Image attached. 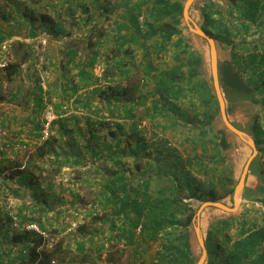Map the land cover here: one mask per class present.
<instances>
[{
  "label": "trees",
  "instance_id": "16d2710c",
  "mask_svg": "<svg viewBox=\"0 0 264 264\" xmlns=\"http://www.w3.org/2000/svg\"><path fill=\"white\" fill-rule=\"evenodd\" d=\"M27 1L36 5L40 2V0ZM72 2H78V0H60V5L69 6ZM198 2H201L197 11L200 28L213 38L217 45L221 44L231 46L233 49L236 48L235 52L231 53L232 58L224 60L218 66L222 92L225 99L228 96L240 97L244 101L252 100L254 103L259 104L263 122L260 124L254 121L255 119L252 121L251 137L255 140L257 147H263L259 150V154H264V0H225L226 14L217 7L216 0H195L192 6ZM98 3V0H94L96 9H102L99 16L107 20L109 15L108 5L104 3L100 6ZM76 4L84 7L82 3L78 2ZM51 7H53L54 13L58 15L56 6L51 5ZM148 9L150 10L146 16L141 12L140 4L128 6L127 19L129 26L123 27V30H130V36L134 44L153 38L161 39L156 45H146L145 49L147 53L150 49H155L157 54H168L171 50L174 61L173 66L159 72L156 69V72L153 73L155 67L149 61H146L144 55L146 64L142 71L138 72L140 67L131 61L136 72L130 75L127 71L125 77L124 75L120 76V79L129 81L127 88L120 87L119 84L111 87L108 83L104 85L103 89L93 87L91 94L97 95L96 101L99 104L91 108L92 100L91 94H89L81 108L90 116H84L86 134L88 135L85 141V149L89 150L90 156L97 159L107 152V157L102 158H108L107 160L110 162L114 160V164L119 165L122 162L120 159L126 156L133 158V164L137 169L141 165L147 166V169H154L157 182L151 190L152 183L149 179L138 178L134 181L131 178V182L128 183L123 171L115 172L112 174L113 179L109 180L110 183L104 191V195L109 192L110 196L106 197L104 202L98 204L94 202L93 208L103 207L109 209L112 215L123 217L120 224H118L117 219L110 217L104 220L107 223L106 229L110 233V235H106V241H116L115 230H118L117 237H119V241L124 240V244L132 249L133 261H141L143 254L146 253V248L158 243L160 249L157 251L156 257L161 264H196L201 249L195 243L193 236V216L202 203L220 200L213 191H210L211 188L206 191L200 187L196 175L205 177V182H208V177L211 178L210 173L214 170L212 166L208 167L209 164L216 159L226 161L223 152L232 149L233 146L228 143L223 132L215 133L212 130L214 114L218 108L217 102L208 82L203 78L201 55L189 40L190 36L198 39L200 37L192 33L183 35L175 27L180 24L182 18V1L174 0L170 3V1L159 0L155 1V4L153 3ZM67 14L70 16L73 14L70 7L67 9ZM142 14L145 16L143 30H141L137 20ZM20 15L25 22H33L35 18V16L30 18V15L22 12ZM89 18L90 16L85 17V20L88 21ZM37 19L41 22L42 31L45 30L53 36L65 33V29H61L59 26L60 23L63 24L62 21H57V24L53 23V19L44 14L39 15ZM43 23L48 24L49 29L47 26L43 27ZM71 24L73 23L71 22ZM85 26L87 27V25ZM252 27H255L253 31L258 34L259 40L248 41L246 38H241L237 42L233 41L234 30L242 28L243 35L247 37V34L249 36L252 34L249 32ZM87 28L90 29L89 37L92 34L98 37L103 36L101 28L97 29L94 26V33L91 27ZM31 30L34 31L35 28L32 27ZM118 30L120 31L122 28ZM173 38L176 39L172 41ZM4 39V37H0V42ZM84 47L89 50L91 41L88 40ZM238 49L242 50L243 54L237 55L236 51ZM93 62L90 59L85 60L84 68L92 67ZM17 68H19V64L16 63L8 65L5 70L14 72ZM185 68H187V72H184ZM245 70H250L254 75L250 82H247L242 74ZM91 77L92 75L87 74V72L80 75V79L84 80L85 86L90 85L89 80ZM99 78V82L102 84L106 83L109 78H113V76L104 70ZM148 78L155 79L156 88L152 96H158V99L153 102L152 110L144 109V114L149 117L150 122L156 123L152 129L159 131L162 135L165 134L166 127L164 123H160L159 118L155 115V113L159 114L161 110L165 112L163 113L165 118H172L174 122L177 121L175 115H181L182 118H179L194 124L191 129L194 126L197 127L200 142H203L207 135L211 136L208 139V142L212 145L211 155H206L203 151L200 156L196 154L191 157L192 153L185 148V157H183L176 147H167L164 143L158 141L150 142V144L145 141L143 131L138 130L136 125L138 124L140 107L146 102V98L139 91V86L144 84V81ZM187 97H190L191 105L194 101H197L199 103L198 109L203 110L200 113L202 116L200 121L196 117L189 119V115H185L175 105L177 101ZM256 97L258 101L254 99ZM110 99L112 100L110 101ZM150 112H153V114ZM92 116H94V120H90ZM108 119L122 121L123 123L128 122L130 132L127 133L119 123H108ZM54 122L56 123V120ZM106 125L107 127L114 125L117 131L108 129L107 134H97V128L102 129ZM229 133L235 136L230 131ZM122 134H127L126 136L130 138L125 136L124 139H121L119 135ZM50 136L43 141L38 149L36 155L38 160L46 154L43 149L45 143L48 145L47 151L54 145L56 140L49 141ZM38 137H40V134ZM69 139L65 141V144L74 145V142L70 143ZM93 139L94 142L91 143ZM129 139L134 142L133 145ZM238 143L243 147H247L240 140H238ZM148 150H153L152 157H150L151 152ZM52 154L54 164L57 166L62 164L60 154L55 151ZM61 155L71 164L81 162L80 155L76 150H68V152ZM64 163L69 164V162ZM38 166V163L34 162L31 170L40 172L41 168ZM258 173L261 176L263 175L262 179L264 181V170L261 169ZM31 176L32 172L29 170L25 173V176H20V181L28 184ZM8 180H12V177H8ZM209 184L212 186L211 183ZM39 188V186L33 185L27 187V189L32 190V193L39 192ZM259 200L257 199V201ZM37 205V211L44 212L47 208V198L45 197ZM213 209L217 208L207 207L204 209L201 213V219H204L208 213L209 215L212 214ZM57 210L60 212L59 209ZM37 211L35 210L33 215ZM222 213H225L222 218L213 217L209 222L211 228L204 238L207 257L203 264L264 263V229L253 224L247 226V222L242 221L237 212ZM33 219L32 216L29 220L26 215L22 216V221L34 222ZM91 219L95 220L96 215H91ZM235 225L237 226L236 234H229L228 231ZM139 226L140 233L136 237L135 231ZM40 228L43 229L42 226ZM96 232L94 230L85 232V229H82L73 241L64 242L61 239L49 244L36 233L12 230L9 215L7 213L1 215L0 212V264H87L91 258L90 254L99 253L103 248V246L92 247L91 243ZM100 234L102 237L105 233L101 231ZM6 244L8 247L3 249ZM261 247L262 252L256 260H253L252 257L257 255L258 248Z\"/></svg>",
  "mask_w": 264,
  "mask_h": 264
},
{
  "label": "crops",
  "instance_id": "0c3cea01",
  "mask_svg": "<svg viewBox=\"0 0 264 264\" xmlns=\"http://www.w3.org/2000/svg\"><path fill=\"white\" fill-rule=\"evenodd\" d=\"M155 1L159 0H111L110 3H108V19L105 21L103 28H101V30H103L102 37L95 36V34L89 37V35L77 33V30V32L71 31L70 33L64 30L65 33L58 34V36H53L44 30V34L40 35L37 34L36 30H31L35 22H28L29 24H33H31L32 26L28 25L27 35L23 37L19 35L12 36L15 38V42L21 50H15L14 53L15 57L18 59L14 64H19V68L14 72L6 71L3 67L4 65H0L2 68L0 69V128L6 133L5 137H0V150L9 153V155L7 153L0 154V175H4V172L11 169L13 171L8 173V177H12V180L19 185L24 187L31 185L40 187V191L36 193H32V190L29 189L30 195L28 198L31 200L30 203L33 204L29 207L31 208V214L35 212L34 205L41 203L45 197L47 198V206H50L51 202L63 203L61 197L63 194H60V191L57 190L60 189L59 184L61 178L57 183H55L56 180L54 179L45 177L40 179L37 175L35 176V170H31L28 166L25 167V162L23 164L22 161L21 163L15 161V157L12 154L15 149L11 148L13 140L16 139H23L28 142V145L32 143L36 144L35 140L38 139L40 134V123L39 121H35V111L38 110L39 114H42L47 106L53 108L58 120L56 119V123L54 122L49 139V141H53V139L56 140L54 145H52L49 151H47L48 145L46 143L43 147L46 153V159L42 165L38 166L41 168L40 172L42 171L41 174L43 176H46V174L54 176V173L58 174L60 169L77 170L75 173L77 177L70 179L69 186L73 188L78 185L90 186L94 191L92 203L95 202L97 204L104 202L105 198L110 196L109 192L104 195V191L110 183L109 180L113 179L112 174L115 172L123 171L124 177L128 179V183L131 182V178H133L134 181L138 178L146 180L156 179L154 169H147L148 167L145 165H141L140 168L137 169L133 164V158H129L126 155L125 158L120 159V161H122L120 165L117 163L114 164V160L110 162L107 160L108 158H102L107 157V152L97 159L90 156L89 150L85 149V141L88 135L86 134L84 116H88V113L81 108L86 97L91 94L93 87H100L103 89L104 85L108 83L111 87L119 84L120 87L127 88L129 86V81L120 79V76L124 75L125 77L127 71L130 75H132L133 72L135 73L136 70L133 66L134 62L140 67L138 72L145 68L146 61H149L151 65L155 67L153 73L156 72V69L159 72L162 69H168L173 66L174 61L172 59L171 50L168 54H157L155 49H150L148 53L145 49L146 45H156L161 39L153 38L145 40V42L142 41L134 44L130 36V30H123V27L129 26V21L127 19L128 6L140 4L141 12L147 16L150 10L148 7H151L153 3L155 4ZM166 1L172 3L174 0ZM101 10L102 9H98L97 12ZM37 22L39 23L40 21L37 20ZM55 23L57 24V22ZM65 24L66 23H63L61 25L60 23V28L65 29L67 27ZM46 26L49 29L50 26L43 23V27ZM77 26L78 23L76 27ZM94 26L100 29L101 25L96 22L89 25L92 30ZM119 28H122V30L119 31ZM92 32L94 33V30ZM175 39L176 38H173L172 41ZM88 40L91 41V48L89 50L84 47ZM144 55L146 56V61L144 60ZM22 56H24V58H22ZM130 57L133 58L131 59ZM88 59L94 61L93 65L90 68H84L85 60ZM131 61H133V63H131ZM104 70L107 73H111L113 78H109L106 83L104 82L101 84L99 82V77ZM85 71L87 74L92 75L89 80V86H85L84 80L80 79V75L85 74ZM155 88L156 81L154 78L146 79L144 84L139 86L140 93L146 98V102L140 109L145 108L146 110H152L153 102L158 99V96H152ZM93 96L94 95L91 94V108L99 104L96 101L97 99L93 100ZM189 98L190 97L181 99L175 103L185 115L188 113L186 111L190 112V110L186 108L188 104L186 101H189ZM111 100L112 99H110V101ZM228 108L227 104V115L230 117ZM150 113L153 114V112ZM163 113H165L163 110H161L159 114L155 113L160 123H162L163 120H168ZM195 113L192 114L193 117H196ZM176 116L181 117V115ZM90 120H94V116H92ZM60 125L64 126L61 127ZM72 129L74 130L71 131ZM239 129L242 130L243 128ZM121 136L122 135H119L121 139H124V137L122 138ZM69 137L71 138L69 139ZM67 139H69L70 143L74 142V145H66L65 141ZM93 142L94 139L91 140V143ZM40 144L41 143H38L37 145L40 146ZM68 150H76L80 155L81 162L78 164H71L70 161H67L61 154L68 152ZM95 150L97 151L96 148ZM54 151L60 154L62 164L59 166L54 164L52 154ZM64 162H69V164H65ZM261 169L262 167L260 170ZM29 170L32 172V176L29 178L28 184H24L20 179L25 176V173ZM258 175L260 176V186L257 191L259 192L260 200L257 201L251 197L255 205V208L250 211L252 212L253 218L247 216V211H241L239 218L247 222V226H250L249 222L251 221L253 225L264 229V200H262L264 199V181L262 179L263 175L261 176L259 173ZM72 194L74 198L78 197L77 190L73 191ZM243 196L247 197L245 196V187ZM249 199L250 198L245 201L247 203L251 202ZM39 200H41V202H39ZM246 207H248V204ZM97 211V216L103 217L102 221L110 217L117 219L118 224H120L123 220L122 216L117 217L114 214L112 215L109 209L103 207H99L96 211H93L91 215H96ZM46 215L47 214L43 215V220L47 219ZM101 231L105 233L103 236L108 235L107 229H102L98 230L96 237H101ZM118 234V230H115L116 241L113 242L114 244L117 242L119 243ZM120 242L122 246H126L124 240H120ZM263 249L262 247L258 248L257 255L252 257L253 260L258 258Z\"/></svg>",
  "mask_w": 264,
  "mask_h": 264
},
{
  "label": "rangeland",
  "instance_id": "374dc122",
  "mask_svg": "<svg viewBox=\"0 0 264 264\" xmlns=\"http://www.w3.org/2000/svg\"><path fill=\"white\" fill-rule=\"evenodd\" d=\"M99 5L110 3L111 0H98ZM182 3L186 0H181ZM82 3L84 7H80L79 4L76 3ZM78 2H72L71 5H60V0H40V2L36 5L32 2H28L27 0H0V36L4 37L5 39L0 42V65H4V69L8 65H13L15 61H18V59L15 57V50L20 51L21 49L18 48L15 38L12 36H25L27 35L28 31V22H25L21 18V12L25 13L27 15H30V18H33L35 16L33 22L35 30L37 31V34L43 35L42 27L40 25V22H37V18L39 15L44 14L48 15L49 18L53 19V23L57 21H62L63 23H66L67 27L65 28V31H69V33L72 31H76L77 33L83 34V35H89L90 29L89 25H91L93 22H96L97 24L101 25L100 28H103L105 24V19L103 17L99 16L100 12H97L96 5L94 4V0H78ZM24 4V5H23ZM215 4L217 7L226 14V4L225 0H216ZM56 6L58 15L54 13L52 10L53 7ZM201 5V2H198L190 7L189 9V17L191 20L200 27L199 22L197 20V17H199L197 11ZM70 7L73 10V14L70 16L67 14V9ZM90 16L89 20H85V17ZM233 17V16H232ZM71 20V21H70ZM71 22L73 24H71ZM78 23V26L76 27ZM237 23V22H235ZM191 25V23L189 22ZM87 25V27L85 26ZM178 31H180L183 35H189L191 33L188 29V25L186 21L181 18L180 24L175 26ZM255 27H252L249 32L252 34L249 36L247 34V37L243 35L242 28H239L237 30H234V36L233 41L237 42L239 39L246 38L248 41H255L258 39V34L254 33L253 30ZM242 33V34H240ZM193 34V33H192ZM201 38V37H200ZM198 39L196 37L190 36L189 40L190 43L198 50V52L201 55L202 59V65H203V78L208 82V85L210 86L212 92V76H211V69H210V57H209V45L207 41L202 38ZM199 47L201 51L197 48ZM236 48L233 49L231 46H225L218 44L217 45V52H218V66L220 63L224 62L226 59L232 58V52H235ZM237 55L243 54L242 50L238 49L236 51ZM14 55V57H13ZM13 57V58H12ZM23 57V56H22ZM236 57V56H235ZM20 58V57H19ZM37 59V57H36ZM0 69H2L0 67ZM7 71V70H6ZM9 71V70H8ZM184 72H187V68L184 69ZM243 76L245 77L247 82H250L254 75L250 72V70L243 71ZM23 81V80H22ZM42 82V81H41ZM214 94V92H213ZM215 95V94H214ZM223 97L225 95L223 94ZM252 98V97H251ZM97 99V95L95 94L93 96V100ZM225 99V98H224ZM256 101L257 97L254 98ZM215 100L217 102V99L215 97ZM260 100V99H259ZM194 101V100H193ZM225 104L229 109V116L230 120L239 128H243L242 130H245L247 134L251 136V129H252V121H257L258 123H262L263 119L261 117V110L259 104L254 103L252 100H245L241 99L240 97H232L228 96L225 100ZM188 102L186 108L190 110L186 111L188 112L187 115H189V119L193 118L192 114L196 111V118H198V121L202 119V116L200 113H202L203 110L198 109L199 103L197 101H194L193 105H191L190 100L186 101ZM218 107V103H217ZM145 108H142L139 110L138 113V119L137 123L141 124L142 127H144L147 131H154L152 128L156 124L155 122H150L149 117H146V114H144ZM41 111V110H40ZM43 113L39 114L38 110L35 111V121H39L41 123ZM38 117V118H37ZM176 117V115H175ZM174 118V117H173ZM176 122L172 121L171 119L163 120V123L166 127L165 134L162 136L165 139L170 140L176 147L179 149L181 155L185 157L184 149L187 148L189 152L192 154L191 157L194 155L200 156L201 153L204 151L206 155H211V143L208 142V139L211 137L210 135H207L205 140L203 142H200L199 139V132L196 126H194L193 129L192 126L193 123L187 122L186 120H182L179 117H176ZM108 123L115 122L119 123L123 126V129L128 133L130 132V124L123 123L122 121H117L114 119H108ZM190 121V120H188ZM160 122V121H159ZM231 122V123H232ZM38 123V122H37ZM232 123V124H233ZM152 124V125H151ZM233 124V125H234ZM159 127V125H158ZM1 129V128H0ZM117 131L114 125H110V127L104 126L102 129L97 128V133L101 134H107L109 130ZM212 130L215 133L223 132L226 136V139L228 143H230L233 148L228 149L223 152V155L226 158V161H220V159H216L214 162L209 164L208 167L212 166L213 171H211L210 176L208 177V182H205V177L199 180L200 187L205 189L206 191L210 190V188L213 191L215 196L218 197L220 200L216 202L223 203L227 205L228 207H233V200H232V194L234 191L235 186L237 185L239 178L241 176L242 170L244 168V165L247 161V159L252 154V149L247 146L243 147L238 143V137L233 136L229 133V131L224 127L222 124V121L220 119L219 115V109L217 108L214 114V120L212 122ZM127 134H122V138L125 137ZM6 136V133H5ZM4 136V137H5ZM128 137V136H126ZM130 138V137H128ZM47 140V139H46ZM36 144L32 143L28 145L24 149L20 150H14L13 155L15 157V161L24 164L25 167L28 166L31 169L32 164L34 162H37L38 165H42L45 161V156L42 159L36 158L37 151L43 144V141L40 140V137L35 140ZM131 141V139H129ZM149 144L154 143V141L146 140ZM132 145L134 144L133 141ZM41 143L40 146L37 144ZM58 143V142H57ZM56 143V144H57ZM123 145V144H122ZM263 148L262 146L257 147V155L253 159V164L251 167H249L248 170V176L245 182V196H247L249 199V203H247L245 200L248 199L247 197H244L243 194L241 196L239 206L235 213L239 214L241 211H247V216L252 217V209L255 208L254 202H252V198L257 200L259 199V192L257 189L260 186V176L258 175V169L262 167L264 170V154H259V150ZM150 151V150H148ZM150 157H152L153 150L150 151ZM7 153L4 150H0V154ZM9 155V153H7ZM34 154V155H33ZM6 156V155H5ZM50 157V156H49ZM105 161V160H104ZM106 162V161H105ZM27 163V164H26ZM108 163V161H107ZM11 169H8L4 175H0V212L1 215L12 213V215H16V217L19 220H22V216L26 215V218L29 220L30 216H32L35 220L33 221H25V222H33L36 223L39 226H42L43 229L46 231L47 234V243L52 244L59 240H64V242L73 241L76 237H78L80 231L85 229V232L87 231H97L106 229L107 223L105 221H102V216L98 217V211L96 213V219H91V214L93 211H96V209L93 208L94 203H92L93 200V194L94 191L90 186L87 185H78L77 187H72L70 185V179L77 177L75 173L77 170H62L60 169V172L54 173V176H51L49 174H46V176H43L41 172H37V170H33L35 173V176L37 175L40 179L42 177L48 178V179H54L57 181L60 180L59 187L60 189H57L60 191V194H63L62 199L63 203H50V206H47L46 210L44 212H38L36 209L37 205H34L35 210L37 211L34 215L30 213L31 207L33 204L30 203V199L28 196L30 195L29 189L27 187H24L22 185H19L17 182L13 180H8V173H10ZM3 173V172H2ZM150 180V179H149ZM156 179L150 180L151 181V190L156 185ZM212 186H210V184ZM65 188V189H62ZM77 190L78 197H73L72 192ZM46 191V190H45ZM56 192V190H55ZM40 197V196H38ZM42 197V196H41ZM252 197V198H251ZM248 201V200H247ZM41 202V200H39ZM30 203V204H29ZM198 203V202H197ZM248 204V207L246 205ZM56 209V210H55ZM60 212H58V210ZM101 212V211H99ZM225 211H222L220 209H213L212 214L209 213L206 215L204 219H199V228L202 234V238L204 241L205 235L207 231L211 228L209 225L210 220H212L213 217L222 218L225 213H222ZM91 213V214H90ZM216 213V214H215ZM47 214V219H42L43 215ZM209 215V216H208ZM66 218H69L68 221H75L78 224V227H76L74 230H69V224L68 221H66ZM248 218V217H247ZM196 223L194 220V216L192 219V228H193V236L195 239V243H197L196 236H195V227ZM249 225H252L251 221L249 222ZM78 228V230H77ZM76 230V231H75ZM237 230V226H233L232 229H230L228 232L231 235H235ZM94 235L93 241H92V247H100L103 246L102 250L99 253H93L90 254L91 258L87 264H161L160 261L157 259V251L160 249L158 248V243L152 244L150 248H146L145 252L143 254V258L141 261H133L132 260V249L130 246H122L121 242L119 243H113V242H107L106 237H96L97 235ZM140 232L135 231L136 237H138ZM180 234V233H179ZM81 236V235H80ZM205 244V243H204ZM7 244L4 245L3 249L7 248ZM73 247V245H72ZM144 251L142 250V253ZM141 262V263H140Z\"/></svg>",
  "mask_w": 264,
  "mask_h": 264
},
{
  "label": "water",
  "instance_id": "95a60500",
  "mask_svg": "<svg viewBox=\"0 0 264 264\" xmlns=\"http://www.w3.org/2000/svg\"><path fill=\"white\" fill-rule=\"evenodd\" d=\"M194 2H195V0H186L184 2L183 10H182V17L186 21L189 31L191 33L201 37V38H204L209 45V57H210V69H211V76H212V87H213V92L215 94V97L217 99L220 119L222 121V124L224 125V127L228 131L233 133L235 136L238 137V139L241 142L245 143L247 146H249L252 149V154L247 159V161L244 165V168L242 170L241 176L239 178V181H238L237 185L235 186L233 194H232L233 207L230 208L227 205L220 203V202L206 201L199 206L198 210L196 211V213L194 215V220L196 223V225L194 227L195 236H196L197 243L201 249V254H200V257H199L196 264H203L206 260V257H207V249H206V246L204 244L202 234H201L199 224H198L201 213L207 207H214V208L220 209V210L228 212V213H234L237 210V208L239 206V202H240V201H238V199L240 200L241 196L243 194V190H244L245 182H246V176L248 174L249 167H250L253 159L256 157L258 152H257V145L255 143V140L249 134H247L245 131H243V130L237 128L235 125H233L228 118L227 107H226V104L224 101L225 99L223 97V92H222V88H221V81H220L219 72H218L217 44L213 38H211L205 31H203L198 25H196L191 20V18L189 17V9ZM189 22L191 23V25L189 24ZM197 48L199 49V51H201V49L199 47H197ZM237 197H238V199H237Z\"/></svg>",
  "mask_w": 264,
  "mask_h": 264
},
{
  "label": "built area",
  "instance_id": "2783aa9c",
  "mask_svg": "<svg viewBox=\"0 0 264 264\" xmlns=\"http://www.w3.org/2000/svg\"><path fill=\"white\" fill-rule=\"evenodd\" d=\"M138 23L140 25L141 30H143V24L145 21V16L142 14L138 18ZM57 119V116L55 115L53 108L50 106H47L42 115L41 119V129H40V140H46L49 138L51 134V128L54 123V121ZM136 128L140 131H143L144 138L146 140L154 141V142H162L164 143L167 147H176L170 140L165 139L162 134L159 131H147L144 127L141 126V124H137ZM5 136V131L3 129H0V137ZM27 142L24 141L23 139L20 140H13V143L11 145L12 149L15 150H22L26 148ZM176 149L179 151V149L176 147ZM180 153V151H179ZM181 154V153H180ZM197 180L199 181L200 179L203 178L201 175H196ZM9 218L11 219V229L15 231H30L33 233H36L38 236H41L43 239L47 241V234L46 231L41 229L39 225L33 222H25L22 220H19L16 215H12V213H9ZM69 218H66V221H68ZM69 224V230H74L76 227H78L77 222L75 221H68ZM137 232L140 231V226L136 229ZM48 242V241H47Z\"/></svg>",
  "mask_w": 264,
  "mask_h": 264
},
{
  "label": "bare ground",
  "instance_id": "6f19581e",
  "mask_svg": "<svg viewBox=\"0 0 264 264\" xmlns=\"http://www.w3.org/2000/svg\"><path fill=\"white\" fill-rule=\"evenodd\" d=\"M237 199H238V197H237ZM238 201H240V200L238 199Z\"/></svg>",
  "mask_w": 264,
  "mask_h": 264
}]
</instances>
